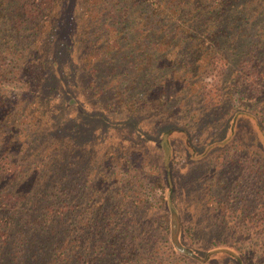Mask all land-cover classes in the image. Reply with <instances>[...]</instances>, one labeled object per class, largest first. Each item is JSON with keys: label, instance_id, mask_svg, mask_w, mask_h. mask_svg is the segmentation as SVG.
Here are the masks:
<instances>
[{"label": "rangeland", "instance_id": "374dc122", "mask_svg": "<svg viewBox=\"0 0 264 264\" xmlns=\"http://www.w3.org/2000/svg\"><path fill=\"white\" fill-rule=\"evenodd\" d=\"M66 31L58 21L47 30L41 85L8 88L17 101L8 138L26 127L24 145L9 147L25 183L54 166L59 173L42 178L48 190L55 182L83 185L66 200L75 209L94 184L103 211L96 223L106 217L113 229L145 235L139 253L156 251L146 264H264V91L246 89L238 60L186 73L181 94L183 79L167 77L159 94L154 72L143 83L123 51L95 65L85 53L90 45L73 50ZM51 141L72 160L66 170L57 159L46 163ZM8 177L14 187L18 177ZM75 213L65 212L67 222Z\"/></svg>", "mask_w": 264, "mask_h": 264}, {"label": "trees", "instance_id": "16d2710c", "mask_svg": "<svg viewBox=\"0 0 264 264\" xmlns=\"http://www.w3.org/2000/svg\"><path fill=\"white\" fill-rule=\"evenodd\" d=\"M56 21L66 24L67 35L74 37L73 50L79 42L90 45L85 53L95 65L115 60L117 52L123 51L119 57L133 61L143 83L154 72L159 78L153 86L160 89L159 94L170 77L183 79L178 85L181 94L186 73L215 63L224 66L232 59L239 62L246 89L250 86L259 94L264 91V0H0V264L151 263L148 260L155 258V249L144 252L143 243L144 251L139 253V238L146 239L145 235L141 238L139 233L113 229L106 217L96 223L94 217H102L103 211L94 184L88 196H83L85 205L75 209L74 202L66 200L76 196L78 184L55 182L48 190L42 178L48 172L57 175L54 166L45 175L31 174L26 184L27 173L22 177L19 172L24 165L9 155V147L26 142V127L8 138L16 124L12 116L17 106L8 88L23 83L33 88L41 85L49 44L44 39ZM104 42L114 46L107 49ZM131 74H135L133 69L125 70L123 78ZM225 87L227 94L232 93L231 83ZM44 148L46 163L57 159L56 168L58 164L63 170L69 167L72 160L61 155L58 141L48 142ZM7 176L9 180L18 177L14 187ZM81 186L79 192L85 191ZM68 211H75L76 219L67 222ZM84 212L87 214L78 221V213ZM258 256L264 257V250Z\"/></svg>", "mask_w": 264, "mask_h": 264}]
</instances>
